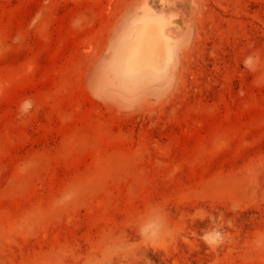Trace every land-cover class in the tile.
I'll return each mask as SVG.
<instances>
[{"label": "rangeland", "instance_id": "obj_1", "mask_svg": "<svg viewBox=\"0 0 264 264\" xmlns=\"http://www.w3.org/2000/svg\"><path fill=\"white\" fill-rule=\"evenodd\" d=\"M0 264H264V0H0Z\"/></svg>", "mask_w": 264, "mask_h": 264}, {"label": "bare ground", "instance_id": "obj_2", "mask_svg": "<svg viewBox=\"0 0 264 264\" xmlns=\"http://www.w3.org/2000/svg\"><path fill=\"white\" fill-rule=\"evenodd\" d=\"M158 27L155 26V28L151 25H146L141 30V36L134 46V48L131 51V63L135 67H148L147 65H150V59L154 56L157 58L160 57V54L162 52V49L166 48V45L164 46L166 41V37L163 35L162 37L158 36ZM152 37H154V40H156V43L159 44L161 47L160 49L155 48V44L152 41ZM145 71V70H144ZM142 71V72H144ZM134 71H131V73Z\"/></svg>", "mask_w": 264, "mask_h": 264}]
</instances>
